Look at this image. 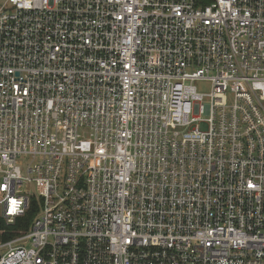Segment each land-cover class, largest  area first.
<instances>
[{
    "label": "built area",
    "instance_id": "built-area-1",
    "mask_svg": "<svg viewBox=\"0 0 264 264\" xmlns=\"http://www.w3.org/2000/svg\"><path fill=\"white\" fill-rule=\"evenodd\" d=\"M0 223V264H264V0H0Z\"/></svg>",
    "mask_w": 264,
    "mask_h": 264
},
{
    "label": "rangeland",
    "instance_id": "rangeland-1",
    "mask_svg": "<svg viewBox=\"0 0 264 264\" xmlns=\"http://www.w3.org/2000/svg\"><path fill=\"white\" fill-rule=\"evenodd\" d=\"M196 88L199 92L205 93V92L209 91L210 85H209V83H207L205 81H198L196 83ZM26 188H28V190L26 189V191H25L27 194H31V193L35 192L33 185L26 186ZM0 228H4V225L2 224V226H0Z\"/></svg>",
    "mask_w": 264,
    "mask_h": 264
},
{
    "label": "trees",
    "instance_id": "trees-1",
    "mask_svg": "<svg viewBox=\"0 0 264 264\" xmlns=\"http://www.w3.org/2000/svg\"><path fill=\"white\" fill-rule=\"evenodd\" d=\"M36 213V207L34 206V204H30V207L27 211V214L25 215V219L27 221V223L30 221V219L34 216V214ZM2 226V223H0Z\"/></svg>",
    "mask_w": 264,
    "mask_h": 264
}]
</instances>
